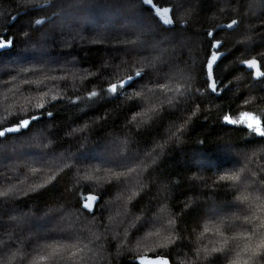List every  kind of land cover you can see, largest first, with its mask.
<instances>
[{"label": "trees", "instance_id": "16d2710c", "mask_svg": "<svg viewBox=\"0 0 264 264\" xmlns=\"http://www.w3.org/2000/svg\"><path fill=\"white\" fill-rule=\"evenodd\" d=\"M0 36V130L29 121L0 137V264H230L233 237L264 239V136L223 119L264 129L241 65L264 73V0H0Z\"/></svg>", "mask_w": 264, "mask_h": 264}, {"label": "snow or ice", "instance_id": "6c2138e0", "mask_svg": "<svg viewBox=\"0 0 264 264\" xmlns=\"http://www.w3.org/2000/svg\"><path fill=\"white\" fill-rule=\"evenodd\" d=\"M26 2L31 3V2H33V0H26ZM36 2L47 3L48 0H36ZM142 2L144 4H151L152 0H142ZM170 11L171 10L167 9V8H165L163 10L155 9V15L161 18V22L163 24H172V23H174V21L171 18V16L169 15ZM35 23L37 25H39V24L42 23V21L41 20H36ZM236 23H237V21L233 20L231 24L227 25V27L231 28ZM208 35L211 36L212 34L208 33ZM12 43H13V41H12L11 38L5 40L3 38V36H0V48H7V47L11 46ZM218 43L219 42H217V44L211 45V47H218ZM216 59H217V56L215 54H212L210 59H208V58L205 59V68L207 69V71L209 73V80H207L206 83H208V87L213 92H217L218 91V88H217V85L215 83V80L211 79V76H210L213 63L216 61ZM245 63H247L250 68L256 66L255 60L245 61ZM136 75L139 76L140 72L138 71L136 73ZM261 75H264V73H259L258 72L256 74L257 77H259ZM128 79L131 80L132 77L129 76ZM124 83L125 82L123 80H121L119 85L112 84L111 87L109 88V92L110 93L117 92L118 86L119 87H123ZM160 87L164 88L167 91H175V92H179L181 95L183 94L181 92V89H180L179 86H177L174 90L169 88L167 85H161ZM91 95L95 96L96 93L93 92V93H91ZM135 95H140V93H135ZM194 114L195 113H193V115ZM49 115H51V114L49 113ZM133 119H135V117H133ZM223 119L227 123H231V124L247 123V127L249 129H251L252 131H254L255 133H257L260 136H264V129L261 128L260 120H259L258 117H249V116L246 115L243 119L237 121V120L230 119L228 116H224ZM249 120L252 121V122H248ZM28 124H29V121L28 120H24L22 123H19L16 128H8V129L0 130V137H4L6 133L18 131L19 128L27 127ZM130 171H135V169H130ZM122 175H125V173H113L112 177H96V176H93V175H87L85 178L89 179V180H92V179L99 180V179H104V178H109L110 179V178H113V177L116 178V179H119L120 176H122ZM219 179L220 180H224L225 177H220ZM228 179L235 180V179H238V177L237 176H231V177H228ZM3 195H6V193L0 191V196H3ZM93 199H95V198L94 197H89L88 198L89 202L83 204V207L90 210L92 208L91 201ZM244 199L247 200V197H244ZM257 219H259V218L257 217ZM168 223H169V225H171L172 223H174V221L169 220ZM209 231H211V229L208 228V227H205L204 232L207 233ZM216 231H217V233H219L220 230H219L218 227L216 228ZM149 235H152V233H149ZM156 235H159V233H156ZM233 240L243 241V246H241L240 244H237L236 248L233 249L234 257L231 259L230 264H248V260H251L254 257L260 255L261 252H264V239H261L258 243H255V244L253 243V238L251 236L233 237ZM46 247L48 249H50V251H48L47 254L39 255L38 259L41 260V261L48 260V259H53L56 256H58L60 253L64 252L65 250L71 249V248H75L77 246L76 245H56V246L48 245ZM78 250L82 251L83 249H78ZM213 251H217V249H213ZM72 255H75V253H73ZM243 255H247L248 259H243L242 258ZM140 259H141V264H169L167 259H157L155 261H148V260H145L143 257H140Z\"/></svg>", "mask_w": 264, "mask_h": 264}, {"label": "water", "instance_id": "95a60500", "mask_svg": "<svg viewBox=\"0 0 264 264\" xmlns=\"http://www.w3.org/2000/svg\"><path fill=\"white\" fill-rule=\"evenodd\" d=\"M43 6V5H42ZM4 48H0V51L3 50ZM253 60V59H252ZM252 60H249V61H252ZM256 62V66L255 67H249L247 63L242 62V66H245L247 68V70L249 71H254L255 73H258L259 71V63L257 61ZM145 260H148V261H155L157 259H167L169 264H174L171 259L167 256H153V257H143Z\"/></svg>", "mask_w": 264, "mask_h": 264}, {"label": "rangeland", "instance_id": "374dc122", "mask_svg": "<svg viewBox=\"0 0 264 264\" xmlns=\"http://www.w3.org/2000/svg\"><path fill=\"white\" fill-rule=\"evenodd\" d=\"M157 9H161V10H163V9H165V8H157ZM167 9H169V8H167ZM169 15H170V13H169ZM122 91V88H117V92H115L114 94H116V93H118V92H121ZM109 94H111V95H113L112 93H110L109 92ZM247 116H249V117H253L252 115H250V114H246ZM246 115H244V117L246 116ZM248 122H252V121H248ZM89 202V200L87 199L86 200V203H88ZM93 202H94V199L91 201V203H92V205H93Z\"/></svg>", "mask_w": 264, "mask_h": 264}]
</instances>
